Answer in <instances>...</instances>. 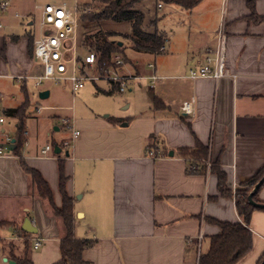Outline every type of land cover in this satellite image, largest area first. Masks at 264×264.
<instances>
[{"label": "crops", "instance_id": "1", "mask_svg": "<svg viewBox=\"0 0 264 264\" xmlns=\"http://www.w3.org/2000/svg\"><path fill=\"white\" fill-rule=\"evenodd\" d=\"M247 1L202 0L192 10L173 4L170 12L179 16V23L170 36L162 32L166 51L158 56L134 51L157 61L160 80L155 94L147 82L134 83L124 101L125 109L133 108L129 117L106 115L103 119L94 111L83 112L81 118L73 114L80 135L69 158L60 146L67 138L57 139L48 132L52 142L48 139L45 146L39 145L31 121L40 115L37 107H44L40 102L34 104L33 113L27 110L22 158L13 154L17 119L5 116L0 132L12 140L5 143L0 137V147L11 153V157H0V264H19L26 252L34 264H55L62 259L64 223L38 194L21 159L48 182L57 206L62 205L59 162H65L75 237L95 242L82 254L89 264H199L201 254L209 250V238L220 232L208 219L241 222L235 198L221 196L212 167L226 173L227 187L235 193L264 165V23L246 19L250 14ZM257 11L264 16V0H257ZM24 16L13 18L25 27L20 34L8 32L7 17L2 18L0 81L26 84L32 75L28 36L34 22L30 14ZM222 25L227 36L226 68L234 76L190 79V69L205 64L206 49L219 45ZM146 62L128 63L133 73L148 75L150 62ZM48 83L63 86L71 94L66 84ZM43 86L38 87L39 95L48 90L50 98V86ZM111 91L115 92L112 84L104 92ZM2 93L3 112L24 103ZM156 101L161 108H155ZM186 101H193L194 114L182 111ZM49 108L71 110L58 106L44 110ZM198 143L209 148L203 163L179 154ZM48 145L60 148V153L55 149L49 153L60 159L42 157ZM260 198L264 201V187ZM27 218L37 234L23 229ZM250 229L253 251L238 264H258L264 254V211L253 214ZM34 238L42 239L39 248Z\"/></svg>", "mask_w": 264, "mask_h": 264}, {"label": "trees", "instance_id": "2", "mask_svg": "<svg viewBox=\"0 0 264 264\" xmlns=\"http://www.w3.org/2000/svg\"><path fill=\"white\" fill-rule=\"evenodd\" d=\"M142 0H100L101 6L99 8L92 9L90 2H81V14L79 16L80 21L101 22V21H116V22H129L132 26L131 35H126V39L131 42V49L135 52L150 54L152 56H158L163 54L160 49L165 45L167 39L166 35L159 30H155L153 33L147 32L144 29L145 16L136 8ZM165 3L176 4L187 10H192L202 0H161ZM247 6L250 14L246 18L250 23L260 24L264 23V16H260L257 11V0H248ZM157 19L151 22L150 25H155ZM120 34L115 31H103L99 30L93 34H86L82 40L81 47L89 52H95L99 58V64L102 67L112 65L113 56L121 54L127 60L124 53L125 47L119 46V42L113 39ZM29 37V52L34 57V42L35 38L31 35ZM18 40V38H14ZM26 92V89L24 88ZM115 91V88H114ZM109 92L108 94H112ZM159 101H156L155 108L159 109ZM30 105V100L26 92V99L24 103L14 109H8L3 112L6 117L17 119L16 134L14 137V150L13 154L22 158L23 150L26 146L27 137L25 136L26 121L28 118L27 110ZM163 107V106H162ZM179 154L182 157H188L196 159L200 162H204L208 159L209 148L202 143H198L195 148H183ZM21 164L24 170L31 176L34 186L36 187L38 194L48 201L54 214L62 219L66 236L62 240V259L55 264H89L86 262L82 254L86 249H90L95 245V242L86 239H77L74 234V222L75 214L73 209V198L69 195L67 190V184L69 177L66 175L65 162L60 160L59 162V176H60V194L62 197V205L57 206L54 200L53 192L48 182L43 178L41 173L33 168H30L28 164L21 159ZM204 168L200 170L203 172ZM194 172H199L198 170ZM218 177V188L220 194L224 198H235L236 209L238 215L241 218V222H221L214 219H208V222L212 225L219 227L220 232L211 236L210 247L206 253H202L199 259V264H238L246 256H248L254 248V234L250 229L253 214L256 211H264L252 206L249 202V194L255 187V185L264 177V165L259 172L253 176L250 180L242 185V188L237 189L235 193L227 187L226 173L221 168L212 167ZM255 194L254 200L259 203L264 201L260 198V192ZM22 234L30 235L26 232ZM264 260V254L260 258L258 264H261ZM19 264H34L32 259L26 252L24 258L18 260Z\"/></svg>", "mask_w": 264, "mask_h": 264}, {"label": "built area", "instance_id": "3", "mask_svg": "<svg viewBox=\"0 0 264 264\" xmlns=\"http://www.w3.org/2000/svg\"><path fill=\"white\" fill-rule=\"evenodd\" d=\"M10 0H0V30L3 29V15L10 8ZM159 7H162L160 4ZM42 11L43 35L34 42V58L40 62L43 74L36 77L35 85L41 87L45 82H52L55 85H68L69 90L75 98L76 94L85 87L87 82H96L101 79L107 80L115 88L116 93H126L132 87L131 83L147 82L152 94L160 80L157 74L156 64L150 62L148 75L136 73H125L122 68L127 64L126 59L121 54L113 56L112 65L102 67L95 52L87 51L85 54L79 52L76 32L81 14L80 0H74V5L68 2H48L43 6H37ZM14 18H25L19 13ZM226 45L227 36L225 26L222 25L219 31V45L216 48L206 49L205 64L198 68H191L188 77L196 80L199 78H213L219 80L224 77L234 76L226 68ZM162 53L166 51V43L160 49ZM93 70L94 74L90 73ZM4 95L0 91V126L6 122L3 115ZM186 115L194 114L193 101H186L181 107ZM44 107H37L36 112L41 114ZM74 110V107L71 108ZM62 125L67 128L70 136L61 142V147L67 150L71 156L75 143L80 135L77 129L74 116L62 120ZM1 140L9 143L12 138L5 132H0ZM54 145H48L42 151V157L60 159L53 153ZM0 157H11V153L0 147ZM68 157V158H69ZM211 165L209 164V167ZM35 248H39L42 243L41 238H34Z\"/></svg>", "mask_w": 264, "mask_h": 264}, {"label": "rangeland", "instance_id": "4", "mask_svg": "<svg viewBox=\"0 0 264 264\" xmlns=\"http://www.w3.org/2000/svg\"><path fill=\"white\" fill-rule=\"evenodd\" d=\"M61 2L62 0H10L11 6L7 12L3 15L7 17V28L8 32L14 34H20L22 31H25L20 21L14 20V15L16 13L24 15H31V18L34 22L32 26L29 27V31H32L31 36L35 39L40 38L44 33V27L42 26V11L37 8V6H43L48 2ZM70 6L74 5V0H66ZM90 2L92 4V9L99 8L101 6L100 0H80ZM159 3L162 4V8L158 7ZM173 4L165 3L161 0H142L137 4L136 8L142 11L145 15V29L147 31H155L156 29L161 32H166L170 36L171 32L175 27L178 26L179 16L174 15L170 12V8ZM3 17V18H4ZM157 19L155 25H150L152 20ZM22 20V19H21ZM4 27H5V23ZM3 27V28H4ZM3 29L0 30V36L3 33ZM5 30V31H6ZM112 31L119 33V36L114 37L113 39L118 42H124V53L127 57L128 62L136 63L139 60L149 62H157L155 57L148 59L142 57L139 54L135 53L130 47L131 43L126 39V35L132 33V26L129 22H116V21H101V22H90V21H80L77 26V42L79 45V52L85 54L86 49L81 47L82 40L86 34H93L96 31ZM130 46V47H129ZM32 57V56H31ZM122 68V71L125 73H133L134 70L130 63H128ZM31 76H28V81L26 84L18 83L17 81L12 80H1L0 91L8 94V96L15 97V101L20 104L26 99V92L28 94L30 105L28 112L33 113L35 110L34 104L40 102L44 107L58 106V107H74V110H58L53 111L45 109L38 118H32V129L38 134V143L39 145L45 146L47 143V133H54L55 138H68L70 136L67 128H63L62 120L65 118H71L74 114L75 118H81L84 114L83 112L94 111V113L101 118L117 117L120 115L122 117H129L133 115V108L125 109L126 103L124 102L127 97L130 95L129 89L126 93H113L111 95L106 94L104 91H109L111 84L105 80L101 79L94 82H87L85 87L81 89L73 98L71 94L67 91H63L62 87H52L51 83L45 82L44 87L50 86L52 90V95L50 98L40 100L39 99V88L36 87V77L43 74V68L40 62L36 61L32 57V68L30 70ZM91 74H94L93 70H90ZM25 78V76H22ZM134 84V83H131ZM23 87H26V92L23 90ZM3 89V90H2ZM57 114L58 118L54 117ZM61 127L59 132L55 131L56 127ZM49 142H52V139H49Z\"/></svg>", "mask_w": 264, "mask_h": 264}, {"label": "water", "instance_id": "5", "mask_svg": "<svg viewBox=\"0 0 264 264\" xmlns=\"http://www.w3.org/2000/svg\"><path fill=\"white\" fill-rule=\"evenodd\" d=\"M122 45H123V43L119 42V46H122ZM39 96H40V98L42 100L47 99L50 96V91H48V90L42 91V92H40ZM55 152L56 153H60L61 152V150H60V148H58V146L55 147ZM69 155H70V153L67 151L66 152V156L69 157ZM171 155H173L172 152H171ZM263 185H264V177L255 185V187L253 188V190L249 194V202L255 208L264 210V203H259V202H256L254 200L255 194H257L259 192V190L261 189V187ZM23 229L25 231H27L28 233H31V234H37L38 233V229L36 227H34L32 220H30L29 218H27L25 220ZM261 264H264V260H263V262Z\"/></svg>", "mask_w": 264, "mask_h": 264}]
</instances>
